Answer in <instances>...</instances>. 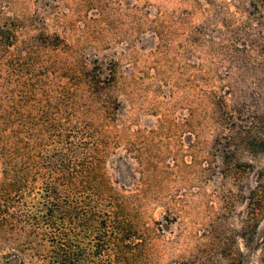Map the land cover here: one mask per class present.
<instances>
[{
	"label": "rangeland",
	"instance_id": "374dc122",
	"mask_svg": "<svg viewBox=\"0 0 264 264\" xmlns=\"http://www.w3.org/2000/svg\"><path fill=\"white\" fill-rule=\"evenodd\" d=\"M70 121L101 139L134 264H261L264 0H0V144Z\"/></svg>",
	"mask_w": 264,
	"mask_h": 264
},
{
	"label": "trees",
	"instance_id": "16d2710c",
	"mask_svg": "<svg viewBox=\"0 0 264 264\" xmlns=\"http://www.w3.org/2000/svg\"><path fill=\"white\" fill-rule=\"evenodd\" d=\"M60 123L45 146L22 136L0 144V264H134L138 234L124 201L105 194L100 137L80 121ZM261 203L264 171L250 202L256 220Z\"/></svg>",
	"mask_w": 264,
	"mask_h": 264
}]
</instances>
